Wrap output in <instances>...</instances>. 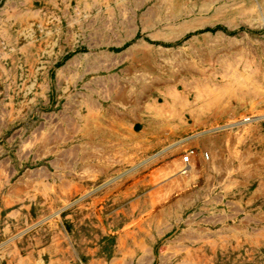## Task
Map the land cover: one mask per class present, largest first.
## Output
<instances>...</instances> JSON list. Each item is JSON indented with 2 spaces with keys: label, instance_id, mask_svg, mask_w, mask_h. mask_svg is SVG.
I'll list each match as a JSON object with an SVG mask.
<instances>
[{
  "label": "rangeland",
  "instance_id": "obj_1",
  "mask_svg": "<svg viewBox=\"0 0 264 264\" xmlns=\"http://www.w3.org/2000/svg\"><path fill=\"white\" fill-rule=\"evenodd\" d=\"M263 8L0 0V264H264Z\"/></svg>",
  "mask_w": 264,
  "mask_h": 264
},
{
  "label": "bare ground",
  "instance_id": "obj_2",
  "mask_svg": "<svg viewBox=\"0 0 264 264\" xmlns=\"http://www.w3.org/2000/svg\"><path fill=\"white\" fill-rule=\"evenodd\" d=\"M263 9H264V8H263ZM231 23H232V22H231ZM232 151H233V150H232ZM217 152H218V151H217ZM216 154H217V153H216ZM216 154L213 155V157H212L213 160L216 159V156H217ZM232 154H233V153H232ZM238 154H239V153H238ZM238 154H237V155H238ZM237 155L235 154V155H233V156H237ZM238 156H239V155H238ZM238 156H237V157H238ZM237 157H236V158H237ZM233 159H234V158H233ZM236 160H237V159H236ZM216 161H217V160H216ZM242 162H243V159L240 158V167H241V165H242ZM208 164H209V163H208ZM196 166H198V165H196ZM205 166H207V165H205ZM230 166H231V165H230ZM230 166H229V167H230ZM211 167H212V165H211ZM213 168H214V167H213ZM221 168H222V167H221ZM224 168H225V167H224ZM225 169H226V168H225ZM243 169H244V168H243ZM243 169H242V170H243ZM214 170H216V168H215ZM217 170H218V169H217ZM221 170H222V169H221ZM214 172H216V171H214ZM218 173H219V170H218ZM220 173H221V172H220ZM224 174H225V173H224ZM226 175H227V174H226ZM224 178H225V177H224ZM226 178H227V177H226Z\"/></svg>",
  "mask_w": 264,
  "mask_h": 264
},
{
  "label": "built area",
  "instance_id": "obj_3",
  "mask_svg": "<svg viewBox=\"0 0 264 264\" xmlns=\"http://www.w3.org/2000/svg\"><path fill=\"white\" fill-rule=\"evenodd\" d=\"M263 18H264V15H263ZM191 154L190 155H187V156H185L184 158H183V160H184V163H186V164H189V162H190V159H191ZM186 169V168H185Z\"/></svg>",
  "mask_w": 264,
  "mask_h": 264
}]
</instances>
